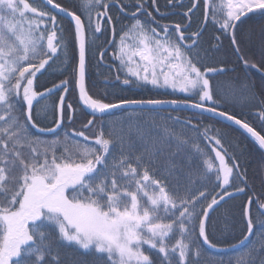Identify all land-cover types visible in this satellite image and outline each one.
Listing matches in <instances>:
<instances>
[{
	"label": "snow or ice",
	"instance_id": "1",
	"mask_svg": "<svg viewBox=\"0 0 264 264\" xmlns=\"http://www.w3.org/2000/svg\"><path fill=\"white\" fill-rule=\"evenodd\" d=\"M179 2L183 7L182 0ZM210 3L204 0L205 23L211 19L218 25L243 65L264 75V69L244 59L236 36L239 25L250 15L258 13L264 19V0H221L209 17ZM168 4L175 7L176 0H168ZM199 4L200 0H191L187 12L180 13L189 22L181 25L160 23L146 7L166 16L156 0H130L127 4L82 0L79 14L55 0H0V264H83L66 249L83 250L92 257L89 264H201L200 245L217 247L209 238L213 234L210 210L243 193L244 188L237 187L235 181L247 186V177L216 129H211L216 135H209V128L201 132L197 125L174 117L197 136L178 134L165 122L160 125L163 136L156 138L137 126L135 131L144 141L139 152L128 141L123 126L119 130L100 127L91 138L85 131L72 129L65 132L63 141L56 137L50 142L31 132L33 128L45 131L34 120V102L57 93H61L58 101L50 108L55 127L46 129L53 133L65 121L75 123L70 102L73 92L75 103L94 118L84 124L85 130L94 124L97 114L128 105L155 108L188 103L121 96L113 100L106 91L113 82L106 78L97 92L99 86L89 79L88 67L94 54L98 64L104 62L106 49L94 50L102 47L97 40L107 32V43L116 48L113 58L119 61L116 81L122 86H150L195 96L197 102L191 107L239 125L264 149L261 131L220 110L227 94L219 86L215 90L219 99L214 98L208 77L235 69L206 66L208 51L200 44L205 29L189 31L191 15ZM113 6L121 16L129 15L128 8L135 9L130 13L134 22L121 27L118 43L120 17L114 19L110 14ZM60 14L69 18L67 25ZM214 39L220 42L219 36ZM69 47L71 57L67 55ZM218 49L219 43L212 46L213 51ZM57 61L70 69V74L37 92L36 88L42 87L39 77ZM241 87L244 94L239 101L251 103L254 89L247 83ZM132 127L129 124L128 131ZM260 127L264 130V120ZM70 137L78 138L71 148ZM197 140L207 141L214 153L210 159H204L207 153ZM59 145L63 151L58 154ZM260 179L264 185V174ZM253 199L240 206L246 233L241 245L253 235ZM257 208L264 210V204L257 200ZM259 227L264 236V219Z\"/></svg>",
	"mask_w": 264,
	"mask_h": 264
},
{
	"label": "trees",
	"instance_id": "2",
	"mask_svg": "<svg viewBox=\"0 0 264 264\" xmlns=\"http://www.w3.org/2000/svg\"><path fill=\"white\" fill-rule=\"evenodd\" d=\"M42 0H37V3ZM56 3H60L64 7H68L70 11H77L79 14L78 6L82 0H55ZM130 0H120V3L127 4ZM183 7L180 6L179 0H176V6L173 7L168 4V0H156V6L159 7L161 13L167 15L161 17L152 11L156 19L163 24H187L189 21L184 15L180 13L187 12V8L190 5L191 0H182ZM29 3H33V0H29ZM221 0H211L208 7L209 17H211L213 7L220 6ZM34 6H36L34 4ZM128 16H121L118 9L114 6L110 8V14L116 17H120V23L116 25L117 36L116 42H119L120 29L123 26L129 25L134 21L130 18V13L135 11L134 8H128ZM205 5L204 0H200L198 9L194 10V15H191L192 27L189 31H196L198 27H203L204 33L200 39L202 49L208 51V59L205 60V64L208 67H221L226 69H235V71H225L220 74L210 75L208 79L214 90V98L219 99V96L215 95V90L219 86L227 94L226 100L222 101L224 107L221 111H228L231 115H235L238 119L244 120L257 131H261L264 134V130L261 129V120H264V93L261 92V85L264 83V75L256 68H247L237 58L235 52L232 49L229 39L220 31H218V25H214L209 19L205 23L204 18ZM62 16V15H61ZM63 17V22L67 25L69 20ZM59 18V17H58ZM146 19V17H138ZM258 16V14L250 15L243 24L239 25V29L236 32L237 42L240 44L241 54L244 59L248 60L250 64H255L257 68L264 69V20ZM219 36L220 42H217L214 37ZM110 39V34L105 32L104 35L99 36L97 44L102 47L98 50H104V62L98 64V55L94 54L90 58L88 67V77L91 81L95 82L99 89L103 87L101 84L102 79H108L113 83L110 84L106 91L109 96L114 100L116 96H121L129 99H168L177 101H188V103L197 102V97L190 96L189 94L172 91L171 89H153L149 87H137L135 85L122 86L116 81L117 70L119 67V61L113 58V53L116 52V48L109 46L107 41ZM263 43L259 45L260 40ZM219 43V49L212 50L213 45ZM67 55L71 57L73 55L71 47H69ZM112 65L113 67H108ZM70 74V69L65 70L64 65L57 61L39 77L38 84L42 87H37V91L44 90L45 87H51L53 84L59 83L64 80ZM125 77L123 73L120 74V79ZM247 83L250 88L254 89L255 99L249 104H243L239 101V97L244 94L242 85ZM61 93L54 94L52 96L43 99L34 107V120L39 127L51 128L55 124L50 112V108L53 103L58 101V96ZM67 99H69L67 97ZM76 94L73 92L70 96V102H73L74 124H69L67 121L63 124L62 128L54 134L45 135L37 133L34 129H31L32 135L39 137L44 141H52L56 137H59L61 141L64 140L65 132L75 129V131H85V135L92 137L93 132H98L100 127L107 130L109 127H115L119 130L121 126L124 127L127 132L128 141L134 146L137 152L143 150L144 141H142L135 128L141 127L146 133L152 137L159 138L163 136V128L161 124L167 123L176 133H187L193 137L197 136V133L191 129L186 128L183 123H176L172 118L179 117L181 121L191 122L193 125H197L201 132L205 127L210 129L209 135H216V132L211 129H216L222 134V142L225 148H227L230 154H234L236 161L240 165V172L247 177V186L242 184L239 179L235 181L237 187L244 188L243 193H239L230 199L224 200L214 210L210 211L211 223L213 225V234L210 235V239L216 248H211L208 245L201 244V264H262L264 262V236H261V228L259 227V221L264 219V210L257 208V200L259 203L264 204V185L261 182V175L264 174V149H261L258 143L252 139L247 133L241 129L234 127L226 122L216 119L204 113L189 111L185 109H144V108H124L112 110L103 115L97 114L94 120V124L88 129H84V124L89 120H93V116L89 114L86 109H82L75 103ZM108 102V101H106ZM211 105V102H209ZM35 113H39L37 116ZM46 117V119H45ZM129 124L133 125L132 130L128 131ZM78 138L70 137L68 146L71 148ZM81 143H84L82 138H79ZM200 147L207 153L204 157L205 160L210 159L214 153L209 151L207 141L197 140ZM94 146V145H93ZM174 146V145H173ZM38 148L42 149L43 145H38ZM63 151V145L57 146V153ZM215 163V162H214ZM231 191V189H230ZM249 198H254L251 205V212L253 214V235L249 237L244 244H239V241L243 239L246 234L242 229L244 223L241 219V204H246ZM171 243H174L172 241ZM147 248V246H145ZM254 250V251H252ZM65 251L74 252V255L78 257L83 264H89L92 259L90 255H87L83 250L75 252L74 249H66ZM252 251L251 257L248 253Z\"/></svg>",
	"mask_w": 264,
	"mask_h": 264
},
{
	"label": "water",
	"instance_id": "3",
	"mask_svg": "<svg viewBox=\"0 0 264 264\" xmlns=\"http://www.w3.org/2000/svg\"><path fill=\"white\" fill-rule=\"evenodd\" d=\"M60 15H62L63 16V14H60ZM65 18H67L68 20H69V18L67 17V16H64ZM37 91V90H36ZM37 92H43V90L42 91H37ZM66 99H67V97H66ZM43 100V99H42ZM42 100H40V101H42ZM39 101V102H40ZM191 104L192 103H179V104H169V105H162V106H156L155 108H153L152 106H141V105H128V106H126V108H144V109H185V110H189V111H194V112H200L201 113V111H200V109H198V108H193V107H191ZM37 105V103L36 102H34V107ZM87 110V109H86ZM115 110H117V109H115ZM88 111V110H87ZM204 114H207V115H209V116H212V117H214V118H216V119H219V120H221V121H223V122H226V123H228V124H230V125H232V126H234V127H237V128H239V129H241L243 132H245V133H247L245 130H243L239 125H236V124H234L233 122H231V121H227V120H225L223 117H221V116H216L215 114H213V113H209V112H203ZM63 126V125H62ZM62 126L60 127V128H58V129H56V131L55 132H57L58 130H60L61 128H62ZM55 126H53V127H51V128H54ZM39 129H45V131H40V130H38L37 128H34V130L37 132V133H40V134H45V135H48V134H53V132H48V131H46V129H49V128H42V127H39ZM248 134V133H247ZM249 136H250V134H248ZM251 137V136H250ZM252 138V137H251ZM252 139H254V138H252ZM236 196V195H235ZM219 199V198H218ZM226 199H228V198H226ZM251 209V208H250ZM211 211V210H210Z\"/></svg>",
	"mask_w": 264,
	"mask_h": 264
},
{
	"label": "flooded vegetation",
	"instance_id": "4",
	"mask_svg": "<svg viewBox=\"0 0 264 264\" xmlns=\"http://www.w3.org/2000/svg\"><path fill=\"white\" fill-rule=\"evenodd\" d=\"M257 14H258V13H257ZM258 16H259V14H258ZM259 17H260V16H259ZM261 20H264V19H261ZM259 43H260L259 45L263 46V45H262V43H263V40H262V39L260 40Z\"/></svg>",
	"mask_w": 264,
	"mask_h": 264
},
{
	"label": "rangeland",
	"instance_id": "5",
	"mask_svg": "<svg viewBox=\"0 0 264 264\" xmlns=\"http://www.w3.org/2000/svg\"><path fill=\"white\" fill-rule=\"evenodd\" d=\"M129 43H131V41H129ZM177 92H180V91H177ZM180 93H183V92H180ZM186 94V93H185Z\"/></svg>",
	"mask_w": 264,
	"mask_h": 264
}]
</instances>
